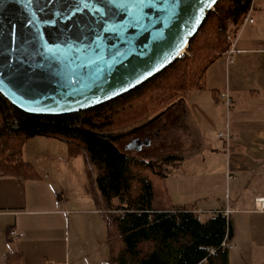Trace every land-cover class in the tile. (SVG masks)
<instances>
[{
    "label": "crops",
    "instance_id": "1",
    "mask_svg": "<svg viewBox=\"0 0 264 264\" xmlns=\"http://www.w3.org/2000/svg\"><path fill=\"white\" fill-rule=\"evenodd\" d=\"M254 4L252 23L239 33L238 27L227 25L231 35H238V52L233 60L227 62L224 51L207 69L201 87L190 90L160 112L164 115L180 107L186 117L185 110L188 114L192 109L190 122L186 117L192 133L183 131L175 116L173 124L163 121L165 126L157 125L152 133L138 136L165 141L167 136L161 131L177 126L178 131L171 132L169 139L182 150L191 148L183 154L186 159L188 155L202 157L201 168L209 173V179L223 171L235 187L239 185L236 197L228 198L226 203L216 204L219 201L210 199L208 204L212 205L196 202L188 208L201 214L195 213L198 218L214 211L229 220L232 214L247 215L236 218L244 228L242 235L231 225V249L242 252L264 249V209L255 206V198H264L260 187L264 173V11L260 1L254 0ZM205 91L209 96L203 94ZM225 92L230 99L228 107L220 97ZM223 129L228 132L227 142L216 137ZM22 157L31 165L34 176L24 178L0 171V264L10 252L21 254L23 264H107L106 228L101 213L87 190V179L84 182L79 170L71 167V157H81L69 155L64 141L44 136L30 138ZM213 184L210 180L204 186L209 188V194L214 193ZM250 185L248 195L242 196ZM11 230L22 235L11 236Z\"/></svg>",
    "mask_w": 264,
    "mask_h": 264
},
{
    "label": "trees",
    "instance_id": "2",
    "mask_svg": "<svg viewBox=\"0 0 264 264\" xmlns=\"http://www.w3.org/2000/svg\"><path fill=\"white\" fill-rule=\"evenodd\" d=\"M249 4L217 0L177 58L129 91L84 110L27 113L0 94V171L32 177L35 172L22 157L27 141L62 140L69 155L82 159L87 190L106 228L107 264H228L229 250L221 243L231 238L230 220L222 213L198 218L191 208L174 207L155 162L128 155L102 133L145 119L201 87L209 66L230 45L218 12L237 28ZM116 208L120 214L109 212ZM4 264H23L21 254L7 253Z\"/></svg>",
    "mask_w": 264,
    "mask_h": 264
},
{
    "label": "water",
    "instance_id": "3",
    "mask_svg": "<svg viewBox=\"0 0 264 264\" xmlns=\"http://www.w3.org/2000/svg\"><path fill=\"white\" fill-rule=\"evenodd\" d=\"M216 1L0 0V94L33 114L108 101L177 58Z\"/></svg>",
    "mask_w": 264,
    "mask_h": 264
},
{
    "label": "rangeland",
    "instance_id": "4",
    "mask_svg": "<svg viewBox=\"0 0 264 264\" xmlns=\"http://www.w3.org/2000/svg\"><path fill=\"white\" fill-rule=\"evenodd\" d=\"M256 1H260L261 9H262L261 11H264V0H256ZM218 13L219 16L223 18L222 20L224 24H226V27L228 29L227 25L230 24L228 18L223 17L222 12H218ZM155 94L157 97L161 96L160 92H156ZM203 94L209 96L208 91H205ZM203 101H207V99L204 98ZM169 105H163L145 119H141L139 121L134 122L133 124L118 127L110 131H105L102 134L107 138H109V140L115 143L121 151L126 152L128 155L138 158H143L146 160H152L155 162V170L161 173L162 175H164L163 185L167 190L170 203L174 207H187V208L194 207L196 202H202L201 203L202 206L212 205V204H208L211 201L210 199H213L214 201H219V203L216 202V204H220V203H226L228 201V198H230L231 200L235 198L237 193L239 192L238 191L239 185L235 187L232 184V181L225 176V172L218 171L213 176V178L209 179V173L203 172L201 168L202 157H192L191 155H188V159H186L183 154L186 153L191 148L188 149L185 147V149L182 150V147L177 146L175 144V141H170L169 135L171 132L174 134L176 131H178L176 130L179 129L177 126H174V128L169 126L161 131V133L164 131L165 135L167 136L165 141L163 140L161 142L160 141L156 142L153 138L147 140L144 138V136L138 137L141 134L152 133L157 125H160L162 127L165 126L162 123L163 121H170V125L173 124L172 119H174L175 116L178 117V120L180 119L179 126L182 125L181 129L183 131L192 133V127L190 123H188L186 120V117L188 120L191 118L192 109L188 112V114L187 111L185 110L186 117H184V114L180 111L181 110L180 107H178V109H171L166 114L161 115L160 113L161 110L168 107ZM158 115H160L159 118L154 119L153 121H151V123L147 124L150 118ZM216 118L217 117H215V119ZM179 123L175 125H178ZM145 124L146 126H144ZM198 124L200 125V122H198ZM225 132L228 133L223 129L222 133ZM219 133L220 132L216 133L217 138H219L218 137ZM222 140L224 141V139ZM171 156L172 157L175 156V159H172L170 162L163 161L166 157H171ZM71 160H72L71 161L72 169L79 170L83 181L86 182L84 166L81 159L79 157H71ZM216 164L219 167L221 161L220 162L218 161ZM260 179L262 181V186L260 187L264 189V173L261 175ZM210 180L214 181L213 194H209V188H204L206 183L209 182L210 184ZM156 184H158V182H156ZM252 185H250L242 193V196L246 197V195H248V191L252 189ZM245 201L246 199L243 201L242 204H245ZM109 212L113 215H118L120 214L121 210L116 208L110 210ZM196 214L201 215L199 213ZM239 216H247V215L232 214L230 220H231V225L234 226V229L239 231L240 234L242 235L244 232V228L239 225V222L236 219L239 218ZM203 217H205V215ZM263 262H264V249H261L259 252L257 251L242 252L239 248L229 249L228 251V264H262Z\"/></svg>",
    "mask_w": 264,
    "mask_h": 264
},
{
    "label": "built area",
    "instance_id": "5",
    "mask_svg": "<svg viewBox=\"0 0 264 264\" xmlns=\"http://www.w3.org/2000/svg\"><path fill=\"white\" fill-rule=\"evenodd\" d=\"M254 5H255L254 4V0H250V4L248 6V9H247L245 15L243 16V19H242L241 23L238 26V33H239V30H241L246 24L253 22V12L255 10ZM237 36L231 35L230 33H228L226 35V38L230 42L229 47L223 53L227 62H231L233 60L234 54L236 52H238V49L236 48ZM220 97L224 99L223 100V103H224V105L226 107H228L229 104H230V99H229L228 94L226 92L225 93H222L220 95ZM218 137L220 139H224L225 142H227V140L229 138L228 133H226V132L225 133L220 132L218 134ZM255 206L257 207V209L263 210L264 209V198H262V197L255 198ZM213 213L217 214V213H219V211H214ZM224 213H228V210H224ZM10 235L11 236H21L22 234L19 233V232H17L16 230H11L10 231ZM221 245L223 247H226L227 249H231L232 248V244L227 239V236L224 237Z\"/></svg>",
    "mask_w": 264,
    "mask_h": 264
},
{
    "label": "snow or ice",
    "instance_id": "6",
    "mask_svg": "<svg viewBox=\"0 0 264 264\" xmlns=\"http://www.w3.org/2000/svg\"><path fill=\"white\" fill-rule=\"evenodd\" d=\"M142 2V0H141ZM116 6V9H119V10H124L126 11L127 10V5L125 4L124 7L122 9H120L119 7V4H118V0H106V9L108 12L112 13V14H117L116 13V9H113V6ZM104 9H99L97 8L96 9V12L100 13L102 18L104 17Z\"/></svg>",
    "mask_w": 264,
    "mask_h": 264
}]
</instances>
